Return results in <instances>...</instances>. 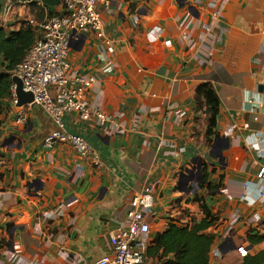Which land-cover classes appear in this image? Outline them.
<instances>
[{"label":"crops","instance_id":"1","mask_svg":"<svg viewBox=\"0 0 264 264\" xmlns=\"http://www.w3.org/2000/svg\"><path fill=\"white\" fill-rule=\"evenodd\" d=\"M97 9L105 37L71 38L67 59L72 70L95 77L88 101L110 117L112 132L75 112L63 122L98 152L101 165L67 142L46 146L54 121L27 106L18 123L17 106L5 99L0 236L8 245L0 264H73L72 256L108 254L109 235L146 186L153 189L149 235L170 222L200 221L203 203L217 218L206 230L215 236L209 264H242L239 245L247 254L264 249V240H249L264 235V0H109ZM40 13V0H0L7 32ZM209 89L219 105L215 134L207 137Z\"/></svg>","mask_w":264,"mask_h":264},{"label":"built area","instance_id":"2","mask_svg":"<svg viewBox=\"0 0 264 264\" xmlns=\"http://www.w3.org/2000/svg\"><path fill=\"white\" fill-rule=\"evenodd\" d=\"M98 3L108 5L109 0H62L61 12L44 15L40 20H27V24L36 30V35L22 61L11 72L12 76L22 81L23 90L31 92L33 97L26 105L17 106L16 121L21 123L26 120L25 107L40 108L57 126L55 131L45 137L44 144L52 147L56 143L67 142L79 156L89 158L94 167L101 165L98 152L83 136L65 130L63 115L75 112L82 120L96 124L105 132H112L110 117L99 104L88 101L87 94L95 77L72 70L67 59L71 38L86 32L105 37ZM9 8V5L6 6L5 12ZM220 13L221 9L214 11L216 16ZM10 90V100L16 106L14 82ZM258 181L264 183V166L259 170ZM152 190L151 186H146L131 201L125 223L109 235L108 254L92 260L72 256L73 264H144L150 240V224L145 216L153 206ZM245 196V193H241V197ZM258 199L264 200V187L260 188ZM238 218V214L230 218L228 233ZM237 251L242 256L248 253L243 245H239Z\"/></svg>","mask_w":264,"mask_h":264},{"label":"trees","instance_id":"3","mask_svg":"<svg viewBox=\"0 0 264 264\" xmlns=\"http://www.w3.org/2000/svg\"><path fill=\"white\" fill-rule=\"evenodd\" d=\"M62 0H40L42 15H53L54 7L61 5ZM25 23V22H24ZM35 38L32 26L25 23L18 31L7 32L0 26V114L5 99H11L12 70L20 63ZM207 106V137L215 134L218 98L212 89L203 97ZM205 168L202 175L205 176ZM205 216L192 225H177L170 222L162 232L150 235L146 257L157 259V264H209V251L214 242V234L206 230L216 221L210 210L201 203ZM8 227V226H7ZM9 228V227H8ZM250 243L264 240V235L250 236ZM8 245L6 237L0 236V249ZM264 249L255 254L243 257L242 264H263Z\"/></svg>","mask_w":264,"mask_h":264},{"label":"water","instance_id":"4","mask_svg":"<svg viewBox=\"0 0 264 264\" xmlns=\"http://www.w3.org/2000/svg\"><path fill=\"white\" fill-rule=\"evenodd\" d=\"M81 36L83 37V35H81ZM11 80H12V82H14L16 84V90H15V94L17 97L16 106H24L27 103L31 102L33 99L32 94H31V92L23 90L22 81L19 78H17L16 76H12ZM9 244H12L11 241H9Z\"/></svg>","mask_w":264,"mask_h":264}]
</instances>
